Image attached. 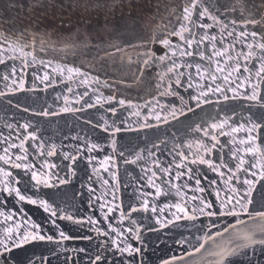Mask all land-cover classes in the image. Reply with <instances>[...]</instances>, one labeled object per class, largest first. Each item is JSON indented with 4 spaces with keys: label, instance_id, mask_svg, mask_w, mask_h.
<instances>
[{
    "label": "water",
    "instance_id": "water-1",
    "mask_svg": "<svg viewBox=\"0 0 264 264\" xmlns=\"http://www.w3.org/2000/svg\"><path fill=\"white\" fill-rule=\"evenodd\" d=\"M187 2L188 0H41L40 5H36V0H0V33L10 41L19 37L22 43L34 44V47L25 48V51L32 52L37 61L33 64L32 56H29L25 66L21 58L10 59V56L19 54L8 51L7 43L0 37V58L5 61L0 64V92L6 93L0 96V155L4 154V149L10 144H20L27 135L22 125L29 124L27 132H34L37 139L33 141L29 138L24 144L28 150V159L23 162L15 161V156L23 153L18 147L9 148L12 161L33 164L32 171L44 173L45 178L51 174L52 182H57V175L59 179L68 182L58 184L56 188H45L43 184L36 185L31 179V172L25 174L23 168H10L3 162H0V167L10 171L14 178L20 180V184L13 185L14 187H19L22 191L27 190V195L33 199L48 200L58 215H70L73 220L84 221L83 224H78L69 220H57L60 228L73 239L63 242L59 247L55 243L31 242L20 249H14L11 256L15 264H29V261H34V264H45V261L47 264H91L97 254L104 255L112 264H117V261L125 259L127 254L119 256L112 251H102L101 242L106 241L107 247L111 245V240L107 236L98 235L96 231L101 229L109 232V224L123 232V237L133 247L141 248L140 254L127 257L133 260L134 264H140L141 259L143 264H164L165 261L169 264H213L216 258L208 254L212 247L211 241L200 252L195 251V247L201 243L196 238L204 235L211 220L203 215H198V219L194 221L175 220L173 214H183L176 213L174 207L166 205L186 201L191 212L198 204V201L191 199L193 195L211 200L217 205L219 201L215 190L220 191L221 199L230 195V187L235 185L236 181L232 180L231 185L225 183L231 176L228 168L220 167L219 171L224 173L221 177L207 165L190 163L194 158L193 154L198 150L196 141L208 145L213 143L202 132H196L195 128L197 125L208 128L213 122L227 119L228 124L224 129H209L217 135L220 143L206 158L212 159L216 165L220 164L222 158L228 167L235 168L237 161L232 159L231 153L236 148L242 150L247 147L240 145L239 140L246 138L248 133L239 131L229 136L221 135L220 132L230 130L229 126L246 124V118L249 116L259 119L264 115V109L253 101L233 99L231 91L225 93L229 97L227 100L224 99V94L209 91L208 96L202 99L212 102L196 106L192 97L198 96L202 89L208 91L217 84L229 87L225 84L223 76L228 74L229 66L236 63L237 53L247 52L245 43L250 42L252 38L249 36L247 41L238 38L237 34L245 30L239 23L242 17L238 12L221 9V12L216 14L228 24L226 31L235 29L233 36H227L226 32L221 36L220 25L214 24L212 28L205 30L188 24L191 34L185 32L184 35L193 40L189 47L179 36L168 34L173 30L178 31L180 25L186 23L182 14ZM202 2L209 4V0ZM211 2L224 4L226 0ZM247 4L255 8L257 19L264 14V0H247ZM193 19L197 20L198 17L194 15ZM233 19L238 21L237 25L230 23ZM203 22L213 24V21L207 19ZM247 29L264 33V27L261 25H248ZM153 30L157 38L169 39L172 47L166 48L159 42L149 44L148 50L154 52L156 57L165 56L166 59L163 62L153 59L145 67L144 45L152 37ZM205 33L217 37L214 42L216 49L229 48L225 56H214L212 43L208 40L201 41V36ZM41 39L45 41L44 44H41ZM173 52L175 55H172ZM201 53L204 54V59H201ZM227 55L234 59L225 64ZM238 59L241 70L239 73L232 72L229 79L235 82L230 87L235 88L245 77H250L251 84H256L255 71L259 67V61L252 58L247 63L250 71L245 72L246 62L243 56ZM217 60L225 69L224 72L216 71ZM173 62L178 67L174 72L168 73L167 69ZM189 64L192 67H188ZM197 64L201 65L202 70H208L203 78L196 71ZM56 65L79 68L81 72L87 73L89 78L98 77L100 83L89 79V83L85 85L81 83L84 77L76 76L68 80L66 72L62 76L53 71ZM13 66L16 68L15 75L12 74ZM138 69H142V72ZM45 73H48L49 80L41 83ZM210 74L218 77L215 83L211 81ZM5 75L9 76L7 81L3 79ZM177 77L182 84L178 89L175 87ZM20 79L24 80L25 90L9 92V88H17L12 81L16 80L18 84ZM169 82L177 95L160 94ZM157 84H161L159 89ZM237 91L250 94L251 87L245 81ZM85 92L87 95H84ZM260 94L264 97V83L260 84ZM101 95L105 98L114 96L115 99L97 103V97ZM120 99L131 101L138 107H121L118 104ZM89 103L94 106L89 108ZM65 107L73 110L62 111ZM189 107L193 111H188ZM113 108L116 109L115 115L112 113ZM149 108H153L162 118L167 116L168 122L164 123L163 119L157 121L152 117L145 121L144 117ZM173 108L177 110V119L170 115ZM181 109L184 115H179ZM43 111H47L49 115H37ZM134 111H139L141 115H133ZM145 123L151 124L152 127H142ZM105 127L108 131L104 130ZM115 128H120L121 131L113 135ZM260 131L264 133V129ZM233 137L236 138L235 144L230 142ZM113 140L116 142L115 151L112 148ZM189 143L193 144L191 149L187 146ZM257 143L264 146V135L260 136ZM91 144L100 147L89 152L87 148ZM52 145H55L56 154L48 156ZM41 151L44 155L40 154ZM180 152L188 159L181 161L178 155ZM64 153L76 155L78 158L73 163L70 159H64ZM109 155L112 159L107 165L103 164L105 157ZM137 155L141 157L138 160ZM238 155H244L243 151ZM245 159L249 161V164L244 166L247 168L253 161L251 156H245ZM126 160H135V163H125ZM45 161L55 164L56 167L44 166ZM176 163H184L186 167L177 169ZM189 167L194 170L193 179L189 180L187 175L176 178L178 171L186 173ZM163 169H169V172H164ZM72 172H75V175ZM153 172L156 173L155 177L152 176ZM238 175L243 179L245 173ZM197 178L201 181L199 187L206 189L203 193L195 191ZM3 179L5 177L0 176V180ZM7 179L11 180L12 177ZM150 180L160 185L168 194L156 197L155 188L149 186ZM104 181L108 183L105 184ZM210 181L216 183L211 185ZM176 188L183 193V200L176 195ZM256 188L253 196L257 202L253 207L259 208V185ZM3 198L4 194H0V199ZM145 199L148 200L150 209L156 207L155 213L143 211L142 203ZM101 204L105 205V213L109 207L113 208V211L108 213L107 220L101 214ZM133 207L139 210L133 212ZM21 208L23 211H20ZM0 211L15 213L11 221L0 217V236L5 228L14 227L16 224L21 225L20 231L23 232L28 227L24 221L30 219L40 224L46 234L58 239L49 213L38 204L19 202L13 197H8L6 206L0 204ZM121 212L124 214L123 220ZM89 216L97 221L95 225L87 223ZM157 218L161 224L156 222ZM239 219L245 221V224L237 225L238 229L251 227L254 223L247 215H242ZM170 221L172 222L169 223ZM217 223L219 227L212 229V235L223 231L225 225L236 224V218H220ZM162 224H167V227ZM128 229L131 231H127ZM110 235L115 237L116 233ZM137 235L139 240L135 238ZM228 237L229 233H224V239L227 240ZM217 242L223 241L217 237ZM81 248L86 249V252L78 251ZM249 255L252 253L249 252ZM230 259L231 264H246L241 257ZM254 260L255 264H264V254H261L259 248L256 249Z\"/></svg>",
    "mask_w": 264,
    "mask_h": 264
},
{
    "label": "snow or ice",
    "instance_id": "snow-or-ice-1",
    "mask_svg": "<svg viewBox=\"0 0 264 264\" xmlns=\"http://www.w3.org/2000/svg\"><path fill=\"white\" fill-rule=\"evenodd\" d=\"M41 0H36V5H40ZM264 7V5H262ZM221 9H224L227 12H238L239 15L242 17V20L239 21L240 24L244 26L243 31H240L237 34L238 38H244V41H247V38L250 36L252 39L250 42L245 43V47L247 48V52H240L237 53L236 63L234 65L229 66L230 70L228 71V74L223 76V80L226 85H229V87L225 88L221 86L220 84H217L215 88H210L208 91H204L203 89L200 91L198 96H193L192 99L196 101V106L199 107L201 103H211L212 101L209 99H202L204 97L208 96V92L211 91L213 93L219 92L221 94H224V99L227 100L229 97L225 94L227 91H231L233 93V99L235 98H242L248 101H253L255 103H258L261 109H264V97L260 94V84L264 83V33H258L256 31H249L247 29L248 25H261L264 27V14L260 16L259 19L256 18V10L254 7H249L247 4V0H226V3L224 4H212L211 0H209V4H204L202 0H188V2L183 7V14L182 19L186 23H182L180 25V28L178 31H171L168 33L172 36H179L181 40H184L189 47H191L193 40L188 39L185 37L184 33L188 32L191 34V30L188 28V24L196 25L200 28H203L205 30L210 29L213 27V25H220L221 28V36L224 35L226 32L227 36H233L235 29L232 31H226L228 29V24L224 23L221 19V16L217 15L216 13L221 12ZM197 16L198 19L194 20L193 16ZM207 19L210 21H213V24L204 23L203 21ZM232 25H237L238 21L233 19L230 22ZM0 37L3 38V40L7 43V50L11 51L13 53H18L19 55H12L9 58L12 60H15L17 58L22 59V63L27 66V58L29 56H32V62L35 64L36 58L30 51H25V48L34 47V44H29L27 42H21V39L18 37L15 40H9L7 36H4L3 33H0ZM217 37L215 35L209 36L207 33L201 36V41L208 40L212 43L214 56L216 57H223L225 56V53L229 51V48L224 49H216L215 41ZM240 41V42H244ZM41 44H44L45 41L41 39ZM159 42L166 48H171L172 44L171 41L167 38L160 37L157 38L155 30H153L152 37L145 42V52H144V60L143 65L146 67L148 66L149 62L153 59H158L159 61L163 62L165 61V56H159L156 57L155 53L148 50L149 44H155ZM118 50L119 47H118ZM191 55V53H181V55ZM172 55H175V52L172 53ZM201 59H204V54L201 53ZM243 56V59L245 60L244 65V71L249 72L250 69L247 66V63L250 62L252 58H255L259 61V67L255 71V76L257 77V83L251 84V78L245 77L243 80L240 81L239 84L236 85L235 88L230 87L232 83H234V80H230L229 78L232 76V72L239 73L241 70V65L239 63V57ZM234 58L231 55H227L224 63L227 64L228 61L233 60ZM5 61L3 58H0V64H4ZM40 63H44L43 61H40ZM217 67V72H224L225 69L222 67L219 60L215 61ZM178 66L173 62V64L167 69L168 73L174 72V70ZM188 67H192V65H188ZM54 72H59L60 75H64V73H67L66 79L72 80L74 76L76 77H84V79L81 80L82 84L87 85L89 83V79H91L93 82L99 84V78L98 77H88L87 73L81 72L79 68L75 67H62L61 65H56V67L53 69ZM138 71L142 72V69H138ZM196 71L198 74L201 75L203 78L205 74L208 73L207 69L201 68V65H196ZM16 68L15 66L12 67V74L15 75ZM182 75V74H181ZM4 80H8L9 76L5 75L3 77ZM37 79H41L40 77H37ZM210 79L213 83L218 79V77L215 74H210ZM239 79V77H237ZM49 80L48 73H45L43 78L41 79V83L44 81ZM245 81L248 82L249 86L251 87V93H240L237 91L244 83ZM12 84L17 85L16 89L9 88V92L14 90L24 91V80L20 79L19 83L17 84L16 80L12 81ZM182 86L181 80L179 77L175 80V87L178 89ZM191 87V85L189 84ZM158 89L161 87V84H157L156 86ZM173 85L171 82H169L165 90L161 92V95H177L175 91L172 90ZM71 91V89H69ZM6 93L0 92V96H4ZM84 95H87V92L84 93ZM114 96H108L103 97L98 96L97 97V103H101L104 100H107L108 102H111L114 100ZM159 103V101H157ZM118 104L121 107L128 106L130 108L135 109L138 107L137 105L132 104L131 101H126L125 99H120L118 101ZM94 105L89 103L88 107L91 108ZM27 111V109H24ZM73 109H69L65 107L62 109V111H72ZM79 111V109H76ZM188 111H193L192 108H188ZM113 115L116 114V109H112ZM55 115L56 113H52ZM133 115L139 117L141 114L139 111H134L132 113ZM184 111L181 109L179 111V115H184ZM37 115H43L48 116L49 113L47 111H43L40 113H37ZM170 115H172L173 119H177V110L175 108L172 109L170 112ZM149 117L154 118L157 121H160L163 119L164 123L168 122L167 116H164L163 118L159 113H156L153 108H149V112L147 115H145L144 119L147 121ZM247 123L246 124H240L238 127L229 126L230 130H225L220 132L221 135H229L231 136L232 133H236L239 131H245L248 133L246 138L240 139L239 144L240 145H247V147L243 148L242 150L240 148H236L234 151H232V159L236 160V166L235 168L228 167V165L223 161L221 158V162L219 165H216L212 159L206 158V156H210L211 153L216 148V145L220 143V141L217 138V135L214 134V132L209 131V129L216 130V129H224L225 125L228 124V120L225 119L221 122H213L209 125L208 128H201L200 125H197L195 128L196 132H202L204 136L210 138L213 143L211 145L204 144L202 141H196L197 145V152L193 154V159L190 160V163L193 165L196 164H202L207 165V167L216 172L219 176L223 177L224 173L219 171L220 167H226L228 168V171L231 173V176L228 177V180L225 181V183H228L231 185V181L235 180V185H231L230 187V195H227L224 199L220 198V191L217 189L216 191V198L217 201H219L218 205L214 203L211 200H208L203 197H197L193 195L191 199L193 201H198V204L191 209V212H189V209L187 207V202L184 201L183 203H175L171 205H166L167 207H174L176 210V213H182V216L174 215L175 220L180 219H186L190 221H194L198 219V215H203L208 217L211 220V223L206 226L207 231H205L203 236H198L196 239L198 241H201V243L198 244V246L195 247L196 252H200L201 249L205 247L206 244L209 243V241L212 242L211 250H209L208 254L215 257L213 264H231L230 257H241L246 261V264H255L254 256L256 249L259 248L261 254H264V146L262 144L257 143V141L260 139L261 135H264V133H261V129H264V115H262L259 119H255L252 116H249L246 118ZM107 123V122H105ZM27 135L21 140L20 144H10L8 148L4 149V154L0 155V162H3V164L8 165L10 168H23L25 170V174L28 172H31V179L35 181L36 185L43 184L45 188H56L58 184H66L68 181L65 179H59L57 175V182H52V175L49 174L46 178L44 173H40L37 171H32L34 165L30 163H17L15 161H26L28 159V150L24 147V144L26 141L31 138L33 141L37 139L36 134L28 133L27 130L30 127L29 124L22 125ZM142 127H152L151 124L145 123L142 125ZM105 131H108V128H104ZM120 128H115V131L112 133L113 135L117 132H120ZM255 133V135H254ZM75 139V137H74ZM233 144L236 143V138L233 137L232 141ZM188 148L191 149L193 147L192 143H189ZM19 148L21 153L23 155H16L15 161H12V156L9 153V148ZM99 145L97 144H91L87 151L91 152L93 149H99ZM155 147V145H154ZM40 148H43V144L40 145ZM112 148L113 151H115L116 148V142L115 140L112 141ZM243 151L244 155H238L239 152ZM41 155H44L43 151L40 153ZM55 145H52L51 150L47 153L48 156L55 155ZM123 155V153H121ZM180 156L181 161H185L188 159V157L183 153H178ZM64 159H70L73 163H75L76 159L78 158L76 155H72L70 153H64L63 154ZM245 156H251L252 161L250 163V166L245 168L244 166L246 164H249V161L245 159ZM141 157L137 155L136 159H140ZM112 159V157L106 156L103 164L107 165L108 162ZM89 160H91V157H89ZM10 161H12L10 163ZM125 163H135V160L128 161L126 160ZM44 166L48 168H55V164H49L47 161L44 162ZM175 167L177 169L184 168L186 165L184 163H176ZM253 169H256V171H253ZM71 171V168H69ZM107 170V169H105ZM164 172H169V169H163ZM193 169L187 168V172H177L176 178L179 179L183 175H187L188 179H193ZM245 173L244 178L242 179L238 173ZM73 175H75V172H72ZM0 176L5 177V179L0 180V194H4V198L0 199V204L6 206L7 204V198L13 197L16 201L19 202H27L32 205H39L43 210L47 213H49V218L51 221V225L53 228L56 229L58 234V239L53 235H48L45 233V231L42 229L40 224L32 222L30 219H27L24 221L26 225H28L27 228L24 229L23 232L20 231L21 225L16 224L14 227H7L4 229L3 235L0 236V264H15V261L13 260L11 254L13 253L14 249H20L24 245L29 244L31 242H47V243H55L57 247L59 245L63 244V242L73 239L70 235L66 234L63 229L60 228V226L57 224V220H69L73 221L74 223L83 224L84 221L80 220H73V217L70 215H58L57 210L53 206L51 202L45 199H33L31 196L27 195V190L22 191L19 187H14L13 185L20 184V180L13 177V174L10 171H6L3 167H0ZM152 176L155 177L156 173L153 172ZM9 177H12L11 180L7 179ZM251 177V178H249ZM105 184H107V181H104ZM201 181L200 179H195V184L197 185L195 191L198 192H205L206 189L203 187H199ZM211 185H214L216 181H210ZM259 185V191H260V201H259V208L253 207V205L257 202L254 199L253 193L257 190L256 186ZM149 186L155 188V196L159 197L160 195H166L168 194L164 189L161 188L160 185L153 183L151 180L149 181ZM172 187H176L175 185H171ZM187 187V185H185ZM89 191L91 192L92 189L90 188ZM176 195L181 197V200H183V193L179 188H176ZM115 199V197H114ZM105 205L101 204V214L105 217V220H107L108 213H111L113 211L112 207H109L107 209V213L103 211ZM118 207V206H115ZM142 209L144 212L151 211L155 213L157 211L156 207L153 206L151 209L149 208V202L148 200H143L142 203ZM136 207H133L131 211L135 212L138 211ZM20 211H23L21 208ZM242 215H247L250 220H252L254 223L251 227H245L242 229H238L237 225L239 224H245V221L239 219ZM15 216V213H5L4 211H0V217H4L5 221H11L13 220V217ZM225 217H234L236 218V224H228L225 225L223 228V231H217L215 235H212V229L218 228L219 225L217 221L220 218ZM124 214L121 212V220H123ZM156 222L158 224H161L162 222L160 219L157 218ZM170 221L169 223H171ZM87 223L91 225H95L97 221L93 219L91 216L88 217ZM163 227H167V224H162ZM98 235L107 236L111 240V245L105 247L107 244L106 241L101 242V250L102 251H112L116 254H119V256H124L125 253L127 256L123 260H118L117 264H134L133 260H129L127 257H133L136 254L141 253V248L139 247H133L130 243H128L127 239L123 237V232L118 231L116 228L112 227L111 224H109V232H104L101 229H96ZM127 231H131V229H128ZM139 229H137V232ZM110 233H116L115 237H112ZM224 233H229V237L227 240L224 239ZM217 237H220L223 242H217ZM137 240H139V236L137 235L135 237ZM83 239H91V237H83ZM80 252H86V249H79ZM249 252L252 253V255H249ZM189 255H192V253H189ZM107 262V264H112V261L107 260V257L101 254H97L94 259L91 260V264H101V262ZM29 264H34V261H29ZM45 264L47 262L45 261ZM140 264H143V261L141 259ZM164 264H169L168 261H165Z\"/></svg>",
    "mask_w": 264,
    "mask_h": 264
}]
</instances>
